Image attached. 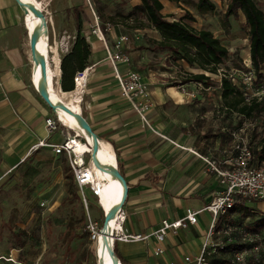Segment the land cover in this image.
Returning <instances> with one entry per match:
<instances>
[{
	"label": "crops",
	"instance_id": "crops-1",
	"mask_svg": "<svg viewBox=\"0 0 264 264\" xmlns=\"http://www.w3.org/2000/svg\"><path fill=\"white\" fill-rule=\"evenodd\" d=\"M161 1L163 13L169 16L168 20H173L175 8L167 11L173 2ZM74 2L75 7L83 10L82 33L91 46L89 76L86 87L82 78L72 91L61 90L60 83L57 89L64 103L82 114L99 139L115 153L117 167L128 183L122 210L123 230L150 235L163 219L182 218L187 208L203 210L196 225L168 234L162 244L163 255H155L159 243L154 236L130 242L116 239L114 246L120 261L122 264H186L187 256L195 258L200 253L213 221V214L204 209L224 190L217 175L207 170L206 163L194 151L222 161L233 157L236 152L229 131L238 129L246 118L225 105L222 85L212 89L209 82L214 80L211 75L216 76L215 73L185 60H175L170 52L159 49L155 41H160L161 35L144 17L141 19L146 24L134 27L129 19L117 16L113 18L112 30L105 32L110 46L122 34H131L137 29L143 33L140 40L126 47L131 62L121 64L120 70L140 71L150 86L153 105L148 112L150 126L146 125L120 93L113 66L107 59L105 42L85 27L90 28L93 20L87 0ZM139 4L141 0H129L121 7L123 11H118L126 14L127 8ZM22 8L16 0H0V144L1 148H9L5 151L9 161L3 162L7 168L21 167L32 158L33 162L47 164L52 155L65 154H56L51 144L62 143L76 131L63 124L53 133L48 131L46 120L56 113L36 84L30 34ZM52 35L58 44L56 29ZM196 75L208 77L203 82L209 89L195 87ZM78 139L86 142L84 136ZM90 158L91 152L86 153L85 159ZM86 189L93 193L91 188ZM96 203L100 205L97 200ZM235 215L239 216L224 215L217 224L223 225L235 219Z\"/></svg>",
	"mask_w": 264,
	"mask_h": 264
},
{
	"label": "rangeland",
	"instance_id": "rangeland-1",
	"mask_svg": "<svg viewBox=\"0 0 264 264\" xmlns=\"http://www.w3.org/2000/svg\"><path fill=\"white\" fill-rule=\"evenodd\" d=\"M211 1L216 5L214 11L199 12L196 7L198 0L170 3L167 11L175 8L171 19H180L187 11L192 16V19H187L189 24L198 30L208 29L220 37L231 52L230 60L222 66L223 73L241 76L238 70L247 71V64L252 62L246 18L243 13L226 14L230 0ZM256 1L264 11V0ZM128 2L129 0H93V5L105 22L113 24V18L127 16L132 11L131 7L127 8L126 14L118 11L119 9L123 11L121 7ZM75 6L74 0H49L43 9V13L46 14L43 23L50 31L48 51L52 59V68L56 73V88L60 83L62 58L73 47L75 41L77 30ZM22 10L24 13L23 8ZM25 18L24 13V20ZM141 18L136 19L133 16L129 18V22L136 26L146 24ZM82 20L84 21L83 14ZM82 25L84 29V23ZM85 27L90 30L88 26ZM53 29L57 30L58 44L56 39L55 41L53 39L55 38L52 35ZM262 72L264 74V69ZM211 76L214 77V80L209 82L212 89L220 86L219 74ZM241 87L251 97H264V78L258 75L256 84L242 83ZM257 125L255 130L249 132V136L252 134L254 140V134L258 135L256 131L264 127L263 120L259 119ZM7 147L1 148L0 144V264H101L97 245L91 241L90 233L85 228L89 220L97 222L99 227L103 228L105 212L101 205H96V200L100 204L97 195L85 188L84 192L88 199L85 202L77 186L70 184L66 176L70 169L69 156L52 155L47 164H43L44 161L33 162L32 158L21 167L16 168L12 165L11 168H7L3 163L9 161L5 156L7 154L5 151L9 149ZM258 203L262 202L248 204L255 211L251 218L241 220L235 215V219L225 221L226 223L217 228L213 243L218 249L210 256V264H232L233 254L224 253L221 246L234 242L252 244L251 239L264 238V230L257 234L249 229L255 221L263 217L264 203ZM70 222H73L75 227L73 238L65 235ZM233 224H238L240 230L228 231L229 227L236 226ZM258 241L262 246L259 250L249 253L247 264L264 261V242L261 239Z\"/></svg>",
	"mask_w": 264,
	"mask_h": 264
},
{
	"label": "built area",
	"instance_id": "built-area-1",
	"mask_svg": "<svg viewBox=\"0 0 264 264\" xmlns=\"http://www.w3.org/2000/svg\"><path fill=\"white\" fill-rule=\"evenodd\" d=\"M87 2L93 14V20L90 25L91 33L97 35L106 44L107 59L113 66L115 76L119 82L122 97L125 98L136 110L141 120L146 125L150 126L148 112L152 107L153 102L151 99L149 84L144 80L142 73L138 70L131 68L127 69L125 72L120 70L121 64H130L131 58L125 49L131 43L142 38L143 33L141 29H137L131 34H122L118 36L114 44L110 46L106 42L105 32L112 30L113 25L109 22H103L101 20V17L94 9L93 0H87ZM247 66V71L238 70V73H240L241 76L235 73H223L224 68L222 66L218 68V73L216 74H219L220 76L219 80L221 81V85L223 78L230 80L234 85L241 89L247 101H250L253 97H251L241 86L242 83L246 85L256 84L257 75L252 62L247 64ZM88 76L89 68L86 67L84 70L76 74L75 84L77 85V80L81 77L84 78V84L86 87ZM195 87L198 90L209 89L203 81H196ZM257 98L262 99V97ZM259 119L264 122V114L258 118H246V121L238 129L229 131L233 137L234 151L236 153L233 157L227 160L222 161L213 159L192 150L196 155L203 159L206 163L207 170L217 175L220 182L224 185V190L220 194L216 195L211 203L204 209L213 214V221L208 233L206 234L200 253L195 258L187 256L185 258L186 264H210V256L218 249L216 244L213 243V240L215 234L217 233V221L220 216L227 213L235 205H248L250 202H264V162L257 164L255 154V149L258 146L259 140L264 137V127L259 130V134L255 136V140L253 139L252 134L249 136L248 131L252 129L255 130L258 127L257 123ZM46 124L50 133L57 131L60 128V125H66L60 120V117L57 114L53 118H48L46 120ZM82 136L83 135L76 130L74 136H69L60 144H51V147L56 154L65 153L69 156L70 167L74 175L75 182L82 193L84 201L87 202L88 199L84 192L85 188H91L95 195H97V190L94 186L92 152L89 161L85 159V154L90 152H86L81 156L75 152V148L77 146L76 142L78 140L81 141L78 137L82 138ZM40 144H44V141H41ZM202 211L203 210L187 208L186 214L182 218L175 220L163 219L160 226L150 235L130 234L125 232L121 226V229L116 231L115 240L118 239L123 242L140 241L145 240L150 236H154L159 243L155 250V255L160 256L165 253V249L162 244L165 242L168 234L171 231L177 232L181 228L196 225L198 223V215ZM104 215H106V212ZM85 230L90 233L91 241L96 242L101 231L98 223L89 220ZM227 230L237 232L240 230V227L233 226L229 227ZM259 239L260 238H254V240L251 239V241L252 243H255ZM260 243L255 244L251 248L235 252L231 259L232 264H247L249 253L251 251L259 250L262 246ZM171 264L176 263L172 262Z\"/></svg>",
	"mask_w": 264,
	"mask_h": 264
},
{
	"label": "trees",
	"instance_id": "trees-1",
	"mask_svg": "<svg viewBox=\"0 0 264 264\" xmlns=\"http://www.w3.org/2000/svg\"><path fill=\"white\" fill-rule=\"evenodd\" d=\"M172 2H186L187 0H170ZM197 9L204 13L214 11L216 5L211 0H198ZM164 4L161 0H141V4L135 6L132 11L124 16L145 18L149 25L158 30L161 35L160 41H155L158 48L167 50L175 60H185L190 65L197 66L211 73H218V68L225 65L231 57L230 50L222 43V41L208 29L198 30L187 22L192 19L189 12L180 19L168 20V15L163 13ZM76 16L77 35L72 49L62 58L61 79L62 89L64 91H72L75 89V76L78 72L84 70L88 65V59L91 54V46L86 36L82 33L83 10L77 6L74 10ZM243 13L249 27L250 39V57L253 68L260 78H264V11L256 0H230L227 8V15H238ZM143 25L134 27H142ZM208 77L205 75H196L194 79L203 81ZM222 96L225 105L228 108L236 110L245 118H258L264 114V97L259 99L253 97L247 101L244 93L234 85L230 80L222 79ZM256 163L264 162V137H262L255 149ZM71 185H76L74 175L70 169L66 173ZM77 189L79 190L78 186ZM254 210L249 205H235L224 215L239 214L241 220H245L254 216ZM222 215V216H224ZM220 216V218L222 217ZM240 227L238 224H233ZM221 227L220 225L217 226ZM253 233H261L264 230V212L263 217L254 222L249 228ZM75 227L73 222L68 224L65 235L69 238L74 237ZM264 242V238H260ZM260 243H231L223 246L224 253L234 254L237 251L251 248L255 244ZM115 253L119 259L120 256L115 248ZM253 264H264L263 260L254 262Z\"/></svg>",
	"mask_w": 264,
	"mask_h": 264
},
{
	"label": "bare ground",
	"instance_id": "bare-ground-1",
	"mask_svg": "<svg viewBox=\"0 0 264 264\" xmlns=\"http://www.w3.org/2000/svg\"><path fill=\"white\" fill-rule=\"evenodd\" d=\"M28 2L31 6L35 7L37 10L43 9L48 5L49 0H24ZM24 7V6H23ZM24 13L26 15L27 26L29 29V34L32 36L37 33L38 38V53L46 58L47 62V80L44 78L43 69L40 63H35L33 60V68L36 76V84L38 90L44 86L47 87L49 94L51 96L52 102L56 105L67 106L71 112L66 111L62 107H58V113L60 120L72 129L80 132L86 142L77 141L76 153L82 155L86 152H92L93 147H98V152L96 154V160L104 166L103 168H117V159L113 149L109 144L103 142L99 139V143L95 138L87 132L82 126H80L81 120L77 116L79 114L68 105L64 103V100L60 97L56 88V73L54 68H52L51 56L48 51L49 47V34L48 29L43 23L44 20L42 16L36 13L31 7H24ZM30 39V38H29ZM30 41V40H29ZM82 79L81 77L78 78ZM77 80V82H78ZM113 160L115 164L113 163ZM94 171V186L97 190V196L99 197L100 205L104 212L109 214L113 213L110 220L107 222V226L103 227V231H100L95 245H97V250L99 254V261L101 264H122L121 261L117 259L112 254V248L115 243L116 231L121 229L122 221L124 220V214L122 212V204L125 196V186L121 179L113 174L112 172L103 169L100 165L93 163ZM122 187V188H121ZM123 189V192H122Z\"/></svg>",
	"mask_w": 264,
	"mask_h": 264
},
{
	"label": "water",
	"instance_id": "water-1",
	"mask_svg": "<svg viewBox=\"0 0 264 264\" xmlns=\"http://www.w3.org/2000/svg\"><path fill=\"white\" fill-rule=\"evenodd\" d=\"M17 3L19 5H21L22 7H31L36 13L40 14L43 18V20L45 21L46 19V14L43 13L41 10H37L35 7L31 6L30 4H28V2L24 1V0H16ZM23 7V9L26 11V9ZM38 34L34 33L32 36H30V50H31V54H32V58L34 60V62L40 63L43 69V74H44V78L47 80V62H46V58L38 53ZM61 83H62V79L60 77V89L61 88ZM76 87V84H75ZM39 92L41 94V96L44 98V100L50 105V107L54 110V112L59 116L58 113V107H62L63 109H65L66 111L71 112V110L67 107V106H60V105H56L55 103L52 102L51 96L49 94V91L47 89L46 86L42 87L39 89ZM74 113V112H71ZM78 117H80L79 119L81 120L80 122V126H82L84 129L87 130V132H89L97 141V143H99V137L98 135L92 130V127L90 126V124L88 123V121L85 119V117L82 114H77ZM75 130V129H74ZM98 152V147H93V151H92V162L94 163L96 161V164L100 165V167H104L101 164H99V162H97L96 160V154ZM106 169L110 172H112L113 174H115L116 176H118L121 181L123 182L124 186H125V196H124V200H123V204H122V209L124 206V203L126 201L127 195H128V183L125 179V177L123 176V174L121 173V171L119 170V168H103ZM113 215V213L109 214L108 212H106L105 215V221H104V226H107V222L108 220H110V217ZM101 231H103V228H101ZM96 243V242H95ZM112 254L113 256L117 259V261H119L120 259L118 258V256L115 253V246L112 248ZM118 264V263H116Z\"/></svg>",
	"mask_w": 264,
	"mask_h": 264
}]
</instances>
